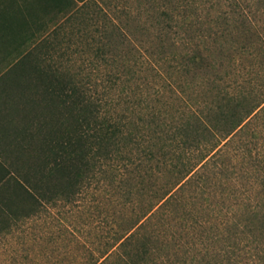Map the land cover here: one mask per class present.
I'll return each instance as SVG.
<instances>
[{"label":"trees","instance_id":"16d2710c","mask_svg":"<svg viewBox=\"0 0 264 264\" xmlns=\"http://www.w3.org/2000/svg\"><path fill=\"white\" fill-rule=\"evenodd\" d=\"M0 45L1 214L101 184L123 222L80 263L264 264V0H0Z\"/></svg>","mask_w":264,"mask_h":264},{"label":"rangeland","instance_id":"374dc122","mask_svg":"<svg viewBox=\"0 0 264 264\" xmlns=\"http://www.w3.org/2000/svg\"><path fill=\"white\" fill-rule=\"evenodd\" d=\"M5 55L0 45V84L7 87L14 79L7 73L12 57ZM259 138L257 147L263 150L264 133ZM97 186L72 205L43 203L34 208L22 203L19 212L28 216L22 221L0 213V264H85L80 261L101 255L112 230H119L123 211L114 209L108 187ZM9 208L14 204L3 207Z\"/></svg>","mask_w":264,"mask_h":264},{"label":"crops","instance_id":"0c3cea01","mask_svg":"<svg viewBox=\"0 0 264 264\" xmlns=\"http://www.w3.org/2000/svg\"><path fill=\"white\" fill-rule=\"evenodd\" d=\"M0 84V208L8 206L9 179L11 182V198L13 200V178L15 176V144L17 134L23 124L15 120L14 106L9 99V90ZM4 183L6 188H4Z\"/></svg>","mask_w":264,"mask_h":264}]
</instances>
